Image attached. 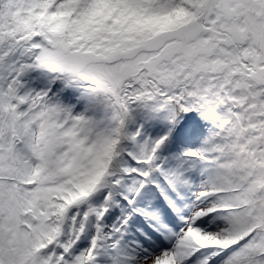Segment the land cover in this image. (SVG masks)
<instances>
[{"label":"snow or ice","instance_id":"1","mask_svg":"<svg viewBox=\"0 0 264 264\" xmlns=\"http://www.w3.org/2000/svg\"><path fill=\"white\" fill-rule=\"evenodd\" d=\"M0 264H264V0H0Z\"/></svg>","mask_w":264,"mask_h":264}]
</instances>
